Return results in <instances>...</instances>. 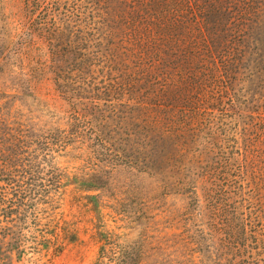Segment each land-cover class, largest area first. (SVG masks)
I'll return each mask as SVG.
<instances>
[{"label": "rangeland", "instance_id": "374dc122", "mask_svg": "<svg viewBox=\"0 0 264 264\" xmlns=\"http://www.w3.org/2000/svg\"><path fill=\"white\" fill-rule=\"evenodd\" d=\"M84 1L0 0V264H264V246L225 240L191 192L205 163L178 172L102 147L135 130L117 112L87 123L78 116L92 108L64 98L57 78L70 66L57 69L53 53L68 42L52 34ZM216 174L212 196L227 192Z\"/></svg>", "mask_w": 264, "mask_h": 264}, {"label": "trees", "instance_id": "16d2710c", "mask_svg": "<svg viewBox=\"0 0 264 264\" xmlns=\"http://www.w3.org/2000/svg\"><path fill=\"white\" fill-rule=\"evenodd\" d=\"M83 9L52 34L68 42L53 53L57 69L70 66L58 88L72 107L95 111L78 117L121 113L135 134L100 145L118 142L148 166L205 163L189 183L217 233L264 246V0H85ZM218 170L227 192L212 196Z\"/></svg>", "mask_w": 264, "mask_h": 264}]
</instances>
